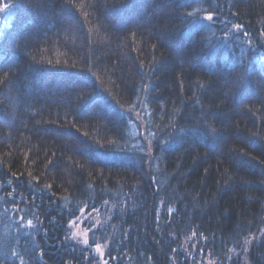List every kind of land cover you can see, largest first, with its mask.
Masks as SVG:
<instances>
[{
    "label": "trees",
    "instance_id": "obj_1",
    "mask_svg": "<svg viewBox=\"0 0 264 264\" xmlns=\"http://www.w3.org/2000/svg\"><path fill=\"white\" fill-rule=\"evenodd\" d=\"M201 253L264 264V0H0V264Z\"/></svg>",
    "mask_w": 264,
    "mask_h": 264
},
{
    "label": "rangeland",
    "instance_id": "obj_2",
    "mask_svg": "<svg viewBox=\"0 0 264 264\" xmlns=\"http://www.w3.org/2000/svg\"><path fill=\"white\" fill-rule=\"evenodd\" d=\"M98 217L97 215H95ZM95 216L92 217L91 215H83L79 219L76 220L75 225L73 226L74 232L78 237H80L81 240H78L82 245H89L88 236L90 234V231L98 224V222L95 221ZM98 219V218H97ZM94 225V226H93ZM74 233V234H75ZM76 238V236H74ZM194 242V238L189 239L188 243H185V247L193 246L194 249L196 248V244L190 245ZM105 245H96L94 247V250L100 255L102 258L104 255ZM185 248V249H186ZM193 250V249H192ZM197 264H219L218 261L212 259L208 255L205 256V254L201 253Z\"/></svg>",
    "mask_w": 264,
    "mask_h": 264
},
{
    "label": "snow or ice",
    "instance_id": "obj_3",
    "mask_svg": "<svg viewBox=\"0 0 264 264\" xmlns=\"http://www.w3.org/2000/svg\"><path fill=\"white\" fill-rule=\"evenodd\" d=\"M209 19H211V17H209Z\"/></svg>",
    "mask_w": 264,
    "mask_h": 264
}]
</instances>
